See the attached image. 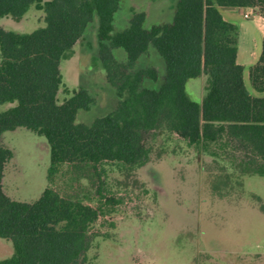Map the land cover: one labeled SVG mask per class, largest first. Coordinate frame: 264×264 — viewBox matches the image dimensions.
I'll return each instance as SVG.
<instances>
[{"label": "trees", "instance_id": "trees-1", "mask_svg": "<svg viewBox=\"0 0 264 264\" xmlns=\"http://www.w3.org/2000/svg\"><path fill=\"white\" fill-rule=\"evenodd\" d=\"M38 0H0V17H21ZM120 0H47L44 26L19 33L0 27V137L23 127L46 139L49 167L58 164L120 162L137 168L148 160L144 131L164 127L207 152L236 157L240 175L264 176V94L252 96L236 62L238 27L225 20L218 6H264V0H176L169 25L144 27V14L134 13L127 27L111 37ZM97 18L98 60L115 88V107L90 124L75 122L78 110H88L93 98L80 87L61 104L59 63ZM122 49L119 62L112 50ZM153 48L164 63L157 89L154 68L136 69L140 56ZM205 75L200 102L186 92L190 79ZM251 86L264 93V35L261 52L249 69ZM226 152V154H225ZM242 152L241 157L235 156ZM13 156L0 143V238L9 239L13 255L0 264H83L89 229L98 210L62 197L49 187L31 202L9 198L2 190L3 169Z\"/></svg>", "mask_w": 264, "mask_h": 264}, {"label": "rangeland", "instance_id": "rangeland-1", "mask_svg": "<svg viewBox=\"0 0 264 264\" xmlns=\"http://www.w3.org/2000/svg\"><path fill=\"white\" fill-rule=\"evenodd\" d=\"M46 1L31 4L23 18L6 15L10 21L2 18L0 24L5 30L23 33L44 26L40 19ZM175 3L120 0L110 36L122 32L134 13L144 14V27L169 25ZM255 18L263 35L264 6L248 7L234 18L238 31L246 30L250 43L260 35ZM96 29L94 16L60 64L74 82L64 78L56 103L80 87L87 89L94 102L88 110H78L75 118L84 124L111 111L118 100L98 60ZM112 52L119 62L126 61L122 49ZM135 68L156 69L158 79H145L143 85L158 88L164 63L153 48L138 58ZM205 83L204 75L187 81L186 92L192 100H202ZM14 104L4 103L0 110ZM0 143L13 153L1 180L9 198L31 202L49 187L98 210L83 264H264V178L240 175L235 168L239 162L230 153L224 156L218 150L211 157L159 127L142 133L148 160L140 167L132 169L120 162H63L47 180L49 147L44 137L19 127L4 131ZM12 255L10 240L0 238V259Z\"/></svg>", "mask_w": 264, "mask_h": 264}, {"label": "crops", "instance_id": "crops-1", "mask_svg": "<svg viewBox=\"0 0 264 264\" xmlns=\"http://www.w3.org/2000/svg\"><path fill=\"white\" fill-rule=\"evenodd\" d=\"M219 12L222 14L223 18L229 22H232L234 23V18L237 16V14L243 10H246L248 7H238V6H218L217 7ZM28 10V9H27ZM27 12V11H26ZM25 12V13H26ZM25 13L21 16L23 18V16L25 15ZM6 15L0 17V20L3 18L5 22H8L10 21L8 18L5 17ZM41 19L40 21H43V16H44V13H42L41 15ZM44 22V21H43ZM255 25L257 27V30H259V26H258V21L256 20L255 18ZM0 27L4 29V26L0 24ZM42 27V26H41ZM5 30V29H4ZM263 31H260L259 30V37H258V40L256 41H252L251 43L247 41V36H246V30L242 31L241 29H239L238 31V37H237V52H236V62L238 64H240L243 68L242 70V78H243V82H244V85L247 89V91L252 95V96H262L264 93H259L257 92L256 90H254L251 86V82H250V79H249V69L250 67L257 61L258 59V56L261 52V42H262V38H263V35L262 34ZM19 33H23V32H19ZM60 64H62V61H60L59 63V71H60V74H61V84L62 82H64V78H70V84L73 83L74 81H72L71 77L68 76V74L64 71L63 72V65L61 66ZM66 76V77H65ZM205 76V75H204ZM67 80V79H66ZM205 80H206V87H207V78L205 76ZM60 84V85H61ZM60 88V86H59ZM59 91V89H58ZM58 91L56 93V98L58 97ZM205 92H206V89H205ZM205 94V93H204ZM70 97V96H69ZM55 98V99H56ZM57 100V99H56ZM63 101H60V103L58 104H61ZM5 110V109H4ZM19 128V127H17ZM16 129V128H15ZM3 134V133H2ZM2 134H1V137H2ZM0 137V138H1ZM248 176H251V175H248ZM259 176V175H257ZM260 177H263L264 176H260ZM257 194V193H255ZM260 198L261 195L257 194ZM7 253L10 252V248L8 247L7 248ZM9 258V257H8ZM255 264V263H253Z\"/></svg>", "mask_w": 264, "mask_h": 264}, {"label": "built area", "instance_id": "built-area-1", "mask_svg": "<svg viewBox=\"0 0 264 264\" xmlns=\"http://www.w3.org/2000/svg\"><path fill=\"white\" fill-rule=\"evenodd\" d=\"M244 16H245V17H249V14H248V13H245Z\"/></svg>", "mask_w": 264, "mask_h": 264}]
</instances>
